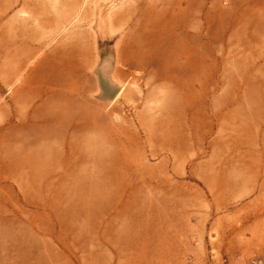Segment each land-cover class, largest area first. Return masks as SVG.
Segmentation results:
<instances>
[{"label": "rangeland", "instance_id": "1", "mask_svg": "<svg viewBox=\"0 0 264 264\" xmlns=\"http://www.w3.org/2000/svg\"><path fill=\"white\" fill-rule=\"evenodd\" d=\"M2 11L41 20L50 34L54 14L68 30L121 40L137 70L107 111L121 118L122 176L135 180L128 187L138 200L129 202L134 215L108 226L146 231L151 208L168 204L171 226H185V264H230L225 231L250 225L257 208L247 192L229 195L237 186L225 181L241 176L245 122L264 121V0H0ZM166 192L168 202L147 199ZM41 197L40 208L19 200L0 170V242L26 247L0 264H53L51 186ZM140 252L138 264H151Z\"/></svg>", "mask_w": 264, "mask_h": 264}, {"label": "crops", "instance_id": "2", "mask_svg": "<svg viewBox=\"0 0 264 264\" xmlns=\"http://www.w3.org/2000/svg\"><path fill=\"white\" fill-rule=\"evenodd\" d=\"M3 14L1 177L34 208L41 207L43 186H51L53 264L144 263L139 250L148 251L151 264H185V226H171L168 204L151 208L156 219L146 231L108 226L115 224L110 218L134 215L129 202L138 200L128 187L135 180L122 176L121 118L107 111L137 70L121 40L86 27L68 30L54 14L53 34L41 20ZM245 123L250 138L241 176L225 184L237 186L226 190L231 196L247 192L257 208L249 212L250 225L225 231L230 264L264 255V121ZM147 199L168 202L170 195L150 193ZM176 213L184 216L185 210ZM21 245L1 241L2 262H9L10 249L26 248Z\"/></svg>", "mask_w": 264, "mask_h": 264}, {"label": "built area", "instance_id": "3", "mask_svg": "<svg viewBox=\"0 0 264 264\" xmlns=\"http://www.w3.org/2000/svg\"><path fill=\"white\" fill-rule=\"evenodd\" d=\"M255 264H264V259H258L255 261Z\"/></svg>", "mask_w": 264, "mask_h": 264}]
</instances>
